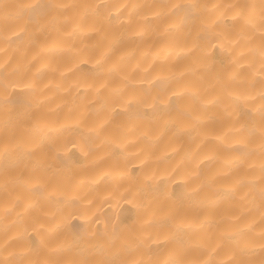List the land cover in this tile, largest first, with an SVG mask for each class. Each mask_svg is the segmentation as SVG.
Masks as SVG:
<instances>
[{"label": "bare ground", "instance_id": "obj_1", "mask_svg": "<svg viewBox=\"0 0 264 264\" xmlns=\"http://www.w3.org/2000/svg\"><path fill=\"white\" fill-rule=\"evenodd\" d=\"M0 264H264V0H0Z\"/></svg>", "mask_w": 264, "mask_h": 264}]
</instances>
